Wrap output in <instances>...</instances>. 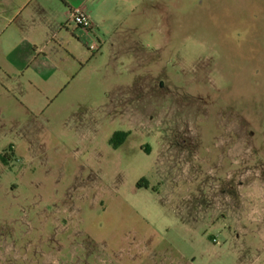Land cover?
Listing matches in <instances>:
<instances>
[{
  "label": "rangeland",
  "instance_id": "obj_1",
  "mask_svg": "<svg viewBox=\"0 0 264 264\" xmlns=\"http://www.w3.org/2000/svg\"><path fill=\"white\" fill-rule=\"evenodd\" d=\"M113 40L56 91L0 64V264L264 259V0H146Z\"/></svg>",
  "mask_w": 264,
  "mask_h": 264
},
{
  "label": "crops",
  "instance_id": "obj_2",
  "mask_svg": "<svg viewBox=\"0 0 264 264\" xmlns=\"http://www.w3.org/2000/svg\"><path fill=\"white\" fill-rule=\"evenodd\" d=\"M145 2L0 0V64L4 75L14 79L19 88V80L26 78L25 84L31 89L60 90L64 79L72 74L61 64L85 57L82 46L91 52L90 44L97 43L99 52L106 43L114 44L115 32L138 14ZM78 8L85 11L92 24L89 32L70 21L71 12ZM252 264H264V259L255 258Z\"/></svg>",
  "mask_w": 264,
  "mask_h": 264
},
{
  "label": "built area",
  "instance_id": "obj_3",
  "mask_svg": "<svg viewBox=\"0 0 264 264\" xmlns=\"http://www.w3.org/2000/svg\"><path fill=\"white\" fill-rule=\"evenodd\" d=\"M70 21L72 24H74L77 28L81 29L82 31L89 32L92 28V24L86 15L85 11L81 8L75 9L71 12V18ZM90 49L93 52H96L99 50L97 43H91ZM212 241L215 243V239H212Z\"/></svg>",
  "mask_w": 264,
  "mask_h": 264
},
{
  "label": "trees",
  "instance_id": "obj_4",
  "mask_svg": "<svg viewBox=\"0 0 264 264\" xmlns=\"http://www.w3.org/2000/svg\"><path fill=\"white\" fill-rule=\"evenodd\" d=\"M138 187H139V185H138Z\"/></svg>",
  "mask_w": 264,
  "mask_h": 264
}]
</instances>
